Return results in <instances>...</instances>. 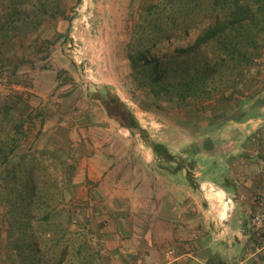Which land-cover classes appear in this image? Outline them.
Here are the masks:
<instances>
[{
  "label": "rangeland",
  "instance_id": "374dc122",
  "mask_svg": "<svg viewBox=\"0 0 264 264\" xmlns=\"http://www.w3.org/2000/svg\"><path fill=\"white\" fill-rule=\"evenodd\" d=\"M9 2L0 6V151L19 165L10 174L0 169V264H122L117 260L123 255L115 251L127 242L118 231L132 230L135 221L143 227L137 245L147 240L157 247V257L144 264H166L193 251H199L198 264H208L201 249L211 244L227 246L228 264L247 257L248 264H259L264 250L254 254V247L263 246L260 238H250L247 252L234 250L237 232L255 233L253 210L222 197L205 198L210 186L203 187L202 172L212 161L206 154L257 146L258 137L240 136L230 118L247 109L239 106L240 99H256L264 90V42L258 49L248 47L247 61L239 56L219 60L220 42H213L198 56L200 63L208 61L209 78L193 84L190 96L178 97L175 93L182 89L156 95L147 74L132 69L128 52L150 43L149 23L170 28L173 22L166 17L181 22L190 5L181 0H27L13 13L15 22L5 27ZM149 4L155 5L153 16L146 9ZM14 26L19 30L12 31ZM248 28L247 35L257 29ZM197 34L194 28L186 38L158 42L152 52L181 61L177 48ZM242 35L233 37L246 49L247 35ZM183 75L176 64L173 81ZM105 85L134 113L146 130L145 139L111 118L94 97ZM16 124L22 125L17 131ZM212 165L221 168L220 158ZM28 170L34 171L32 176ZM210 178L227 184L221 176ZM174 182L195 186L191 214H200L203 224L188 223L190 216H184L175 222L180 231L171 236L156 214L152 224L140 213L134 220L131 212L123 227L113 222L115 208H130L135 196L151 199L154 209L164 188L172 189ZM177 197L186 204L181 194ZM146 225L149 238L142 236ZM169 248L175 254L168 260L164 252Z\"/></svg>",
  "mask_w": 264,
  "mask_h": 264
},
{
  "label": "trees",
  "instance_id": "16d2710c",
  "mask_svg": "<svg viewBox=\"0 0 264 264\" xmlns=\"http://www.w3.org/2000/svg\"><path fill=\"white\" fill-rule=\"evenodd\" d=\"M27 0H10L9 5L11 8L10 21L6 26H11L15 21L13 13L17 12L18 6ZM169 3H174L176 0H166ZM186 5H190L191 12L182 15L181 22L177 19H172L167 16V19L172 20L170 28L165 27L161 23H149L150 27L147 32H150V43L136 51L130 49L128 58L132 69L137 73H145L148 78V85L156 95L169 94L173 89L178 90L177 96L185 99L190 96V90L193 89V84L205 81L209 78L211 67L207 62L200 63L198 56L203 52V49L211 43L219 41L218 58L225 60L227 57L239 56V61H247L250 51L248 47L252 46L258 49L259 44L264 42V0H181ZM3 0H0V6ZM154 4H149L146 9L148 14H154ZM155 8V7H154ZM159 19L160 17H152L150 20ZM1 20V14H0ZM71 18L69 23L71 25ZM149 20V21H150ZM193 20L197 21L193 25ZM168 21V20H167ZM249 26H256L257 29L251 35L245 34L244 31L249 29ZM197 28V36L189 42L186 46L178 47V55L182 56L181 61H176L174 58L165 60L156 56L152 52V47L158 42L164 40H171L174 37L186 38L191 34V31ZM9 33V28H4ZM11 29V28H10ZM19 30V27L14 26L12 31ZM21 30V29H20ZM247 35V47L243 49L241 40H235L238 35ZM235 36V37H233ZM131 48V46H130ZM176 64L183 68L184 75L182 79L175 82L171 72L176 71ZM188 90V91H187ZM104 110L108 115L117 120L123 127L131 132L140 134L145 139L146 130L143 129L127 106V104L120 99L114 88L110 85H105L101 90L100 95H95ZM9 106L7 105L4 110L8 112ZM21 124L15 125V131L19 130ZM152 148L157 150L159 145H151ZM3 150L1 149L0 152ZM11 159L7 153L0 155V169L1 172H14L16 165L19 163H11ZM34 171L28 170L27 174L32 176Z\"/></svg>",
  "mask_w": 264,
  "mask_h": 264
},
{
  "label": "crops",
  "instance_id": "0c3cea01",
  "mask_svg": "<svg viewBox=\"0 0 264 264\" xmlns=\"http://www.w3.org/2000/svg\"><path fill=\"white\" fill-rule=\"evenodd\" d=\"M261 93L263 95H260ZM260 94L256 95L258 96L256 99H254L255 96H250L253 99H250L249 97L243 101L240 99L239 106L244 104V107L247 109H240L237 117L233 116L230 118L231 121L238 126L239 131L241 132L240 136L245 137L246 134H251L253 140L258 137L256 148L254 147L252 150L243 149L242 151L236 149L233 152L228 150V152L221 154L220 156L206 154V160L208 162L209 160L212 161H210L208 166L207 164L205 165V171L202 172V175H204L206 178L205 182H203V187H205V190H207L208 186H210V188L205 191V198L209 199L214 197H222V199H225L228 204H240L251 208L253 212L256 209L254 196L256 192L264 185V90L260 91ZM216 157L220 158L222 164L221 168L212 165ZM224 163H226V165ZM219 176L226 178L227 184H224L223 182H217L214 180V178H210ZM162 185L164 187L166 186L165 183ZM194 187L195 186H193L191 183L179 185L178 183L174 182L172 189L164 188L166 192L164 191L165 193H163L162 197H160L161 199H159L154 209L151 205V199H141L135 196L133 201H129L130 208H128L127 205L123 206L122 208L119 206L115 208V215L117 217L114 218V221H112L119 223L120 227H123L124 224L127 223L129 212H131L134 220L137 219L135 215L140 213L142 217L149 219L147 220L149 224H152L151 220L154 219L152 214H156V216L160 218L159 226L162 229H166V233H164L171 234V236L177 235L180 229H176L179 227V225L175 224V222H179L182 218L184 219V216H190L187 218L188 223L196 224L200 221V223L203 224V219H201L202 216L200 214L199 217H195L193 214H191V210L194 209L193 202L196 200ZM113 189L116 188H112V190ZM152 191L154 192L153 189ZM179 194L183 196V203H186L187 206H185L186 204L183 206L181 205L180 201L177 199V195ZM224 215L225 211L223 212L222 218H225ZM169 217L172 218L169 219ZM168 219L169 221L173 220L172 224H168V222H166ZM138 220L140 222L143 221L139 218ZM192 224H190V226H192ZM141 226L142 224H137V221H135L132 230L126 228L125 232L124 229L122 231L121 228V230L118 231L121 232L123 237H126L125 241L127 242L124 245V241H122L121 244L123 245L117 247V250L115 251L118 257L119 255H123L122 260L119 258L117 260L120 263L144 264L150 259L157 257V247L152 243H149V241L146 240V243L137 245V239L141 237L139 232H141V228H143ZM167 227H171V229H167ZM188 227L189 226H187V228ZM118 232L116 235H119ZM150 233L151 231L146 225L142 236L149 238ZM207 234L208 233L204 235ZM237 238V246L236 249L234 248V250L237 254H239V247H242L243 251L247 252L249 245L251 244L250 242L252 241L251 239L257 238V235L256 233L248 235V233L239 231L237 232ZM249 239L250 241H248ZM139 243H141V241ZM201 251L205 256L210 258L208 264H228L229 259L226 257V254H228V249L224 244H221V247L217 248L215 246L213 247L212 244L206 245L203 249H201ZM196 253L199 254V251L186 252L183 255L176 256L174 260H171L168 263L166 262V264H172L175 260L191 262L192 259H194L192 264H198L199 262L201 263V260L195 255ZM248 258L249 257L242 258L239 264H244L245 262L248 264ZM163 261H165V257ZM259 264H264V259L261 260Z\"/></svg>",
  "mask_w": 264,
  "mask_h": 264
},
{
  "label": "built area",
  "instance_id": "2783aa9c",
  "mask_svg": "<svg viewBox=\"0 0 264 264\" xmlns=\"http://www.w3.org/2000/svg\"><path fill=\"white\" fill-rule=\"evenodd\" d=\"M254 200L256 202V209L252 213L250 226L255 231L257 237L264 242V185L256 192ZM254 248V254L262 252L264 250V244L263 246L256 244ZM164 254L166 259L169 260L174 257L175 251L174 249L169 248L164 252ZM156 264L162 263L158 262Z\"/></svg>",
  "mask_w": 264,
  "mask_h": 264
}]
</instances>
